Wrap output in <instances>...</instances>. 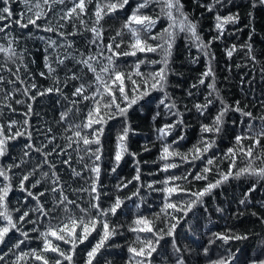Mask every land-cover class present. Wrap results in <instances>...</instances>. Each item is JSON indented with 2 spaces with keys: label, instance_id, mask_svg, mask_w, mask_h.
I'll return each instance as SVG.
<instances>
[{
  "label": "snow or ice",
  "instance_id": "6c2138e0",
  "mask_svg": "<svg viewBox=\"0 0 264 264\" xmlns=\"http://www.w3.org/2000/svg\"><path fill=\"white\" fill-rule=\"evenodd\" d=\"M258 11L264 0H0V264H116L112 249L122 264H264ZM181 41L204 66L178 96ZM218 43L228 61L243 52L238 97L218 86ZM138 112L153 139L137 151ZM186 114L199 128L188 147ZM236 186L225 216L218 191ZM213 211L221 228L183 242Z\"/></svg>",
  "mask_w": 264,
  "mask_h": 264
},
{
  "label": "trees",
  "instance_id": "16d2710c",
  "mask_svg": "<svg viewBox=\"0 0 264 264\" xmlns=\"http://www.w3.org/2000/svg\"><path fill=\"white\" fill-rule=\"evenodd\" d=\"M185 4L188 8H191V0H185ZM244 12L245 8L241 7V17L242 21L240 24V27L243 29V31L240 33V40H244L247 38V29L244 28V25L247 23V21L244 19ZM209 28V22L207 19L203 22V31L207 33V30ZM231 42V41H230ZM252 43L254 45V50L259 56L260 53H264V11H258L256 14V34L253 37ZM216 52V62H214V68L216 69L217 74V83L218 86L222 89L224 95L226 97H238L239 96V89L237 86L238 79H239V73L241 71H246L244 69H237L235 67V63L237 61L241 60V57L243 56V52L239 54H234L231 61H228V58L223 53V45L222 44H216L214 49ZM192 54L195 55V49H192ZM158 58V57H154ZM226 61L232 63V71L229 73L226 69ZM173 66L180 72H182L184 75L182 78H177L175 76L171 77V83L173 85H180V88L175 89V94L178 96H182V89L187 87L188 82L191 80L192 77L196 76L197 73L201 70H203V60L199 64H193L190 63L189 57L187 55L186 50L184 49L182 41L178 44L176 50L174 51V62ZM225 76H228L229 79L225 80ZM255 88L257 94L260 93L262 89H264V84L260 82L259 77H257L256 83L253 85ZM189 107H191V103L189 102ZM150 115V114H148ZM134 123L137 124L138 132L133 138V144L132 147L135 150H139V145L144 143L145 139L152 140L153 137L150 133V123L146 120L144 113H136L134 116ZM186 121L189 123L190 127L187 130V136L185 140V147L190 146L192 143L195 142L198 136L199 128H198V121L195 118L194 114H186L185 115ZM227 145V139L225 140L224 144H221V147H225ZM155 150H153L151 153L147 154H141L142 160H147L151 162V160L155 159ZM131 164L130 162L128 164H125L121 170L122 175H129L131 173ZM235 183V182H234ZM240 191V187H226L225 191L220 193L218 191L217 194V202L220 204L221 207L225 208V216L227 215L228 208H229V201L231 200V197L234 193H238ZM257 198L261 196L260 192H257L255 194ZM214 209V206L210 205ZM213 224H208L206 218L200 219V229L199 233L196 236H192V234H188L187 236L184 235L185 230H181V236L183 239V242L189 243L191 246L195 247L196 245L192 244V239H195L197 241L203 239V234L205 230L209 227H213V230H218L221 228V226L225 223L224 218L213 211ZM238 227H253V218H246L244 219L243 223L236 222ZM256 230L259 231V226L256 225ZM120 243H123V241H120ZM253 241L249 240L248 242L240 245L244 249L245 252H251ZM112 253L111 258H113L116 261V264H122L121 261V252L120 249H112L110 250ZM192 260L194 261V264H204L203 260H197L195 257H192Z\"/></svg>",
  "mask_w": 264,
  "mask_h": 264
}]
</instances>
